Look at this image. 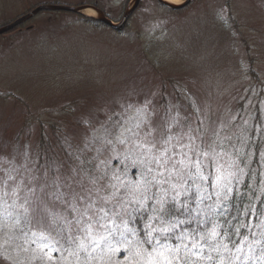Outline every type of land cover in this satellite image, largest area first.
Listing matches in <instances>:
<instances>
[{"label": "rangeland", "instance_id": "obj_1", "mask_svg": "<svg viewBox=\"0 0 264 264\" xmlns=\"http://www.w3.org/2000/svg\"><path fill=\"white\" fill-rule=\"evenodd\" d=\"M45 3H98L117 20L131 0H0V27ZM11 97L18 103L16 97H23L27 110ZM65 103L71 104L69 113L59 112ZM10 113L16 118L4 116ZM137 126L142 141L174 129L197 153L185 150L174 169L176 163L167 170L159 164L154 183L133 171L120 174L110 149L123 136L130 139ZM19 132L26 155L38 164L62 161L73 143L84 147L71 154L76 163L101 155L113 169L108 174L99 167L92 179L69 165L67 175L54 169L64 179L13 171L0 182L6 183L0 187V264H219L213 256L223 249L215 243V226L203 232L211 248L185 234L189 245L183 249L154 237L150 248L141 247L127 221L138 202L121 197L118 182L135 179L143 201L154 196L158 204H178L192 195L199 203L209 201L200 212L218 214L254 174L259 154L264 190V0H196L182 11L142 0L123 33L69 13L37 15L0 36V149L4 139L13 148ZM202 137L207 149L200 152ZM180 143L162 140V149L137 154V165L172 161L187 146ZM118 159L125 160L124 154ZM10 168L18 170L14 161ZM186 173L192 180L187 185ZM73 190L81 197L70 198ZM259 215L243 226L246 240L237 249L251 264H264V250H257L264 242V211ZM32 221L47 230L40 232Z\"/></svg>", "mask_w": 264, "mask_h": 264}, {"label": "trees", "instance_id": "obj_2", "mask_svg": "<svg viewBox=\"0 0 264 264\" xmlns=\"http://www.w3.org/2000/svg\"><path fill=\"white\" fill-rule=\"evenodd\" d=\"M258 156H255L254 160H258ZM255 164L254 161V174L249 177L251 181L252 179L253 181L262 180L259 168L255 169ZM249 178L240 189L233 191L230 195L225 206L227 213L218 215L208 221L207 225L200 218H195L191 214L193 207L188 199L181 197L182 202L178 204L168 200L164 204H156L150 209L154 221L153 226L149 224L147 214L138 217H146L142 222L138 221L136 223L138 225L136 234L139 240L147 241L146 239L149 236H155L165 241L171 240L173 244L178 245L181 237L185 234L187 236L194 235L197 239L207 242L203 237V232L209 229L210 226H215L218 228V239H223L224 246L229 251H233L236 246L246 239L247 233L243 226L251 223L252 220H257L259 214L264 211V193L262 194L263 191L259 192L260 186L251 188ZM158 199L160 200V198Z\"/></svg>", "mask_w": 264, "mask_h": 264}, {"label": "water", "instance_id": "obj_3", "mask_svg": "<svg viewBox=\"0 0 264 264\" xmlns=\"http://www.w3.org/2000/svg\"><path fill=\"white\" fill-rule=\"evenodd\" d=\"M160 2L163 4V5H167L166 3L162 2L160 0ZM174 8V7H173ZM44 10H48V11H69V12H78L79 10L77 9H74V8H69V7H63V6H41L39 8H37L36 10H34L33 12H31L30 14H28L27 16L23 17L22 19H20L19 21H17L16 23H14L13 25H10L8 27H5L3 29H0V34H3L9 30H11L12 28H14L16 25L26 21L27 19H29L30 17H32L33 15L37 14L38 12L40 11H44ZM99 20H101L102 22H105L106 24L112 26L113 28L115 29H119L121 28V26L124 24L125 20L121 23V25L119 26H116V25H113L111 23V21H109L108 19H105L103 17V15L101 13H99Z\"/></svg>", "mask_w": 264, "mask_h": 264}, {"label": "bare ground", "instance_id": "obj_4", "mask_svg": "<svg viewBox=\"0 0 264 264\" xmlns=\"http://www.w3.org/2000/svg\"><path fill=\"white\" fill-rule=\"evenodd\" d=\"M165 1H167L168 3L173 4V5H178V4L181 3V0H165ZM84 13L86 15H89V16H94L95 15L94 12L92 10H90V9L85 10Z\"/></svg>", "mask_w": 264, "mask_h": 264}]
</instances>
